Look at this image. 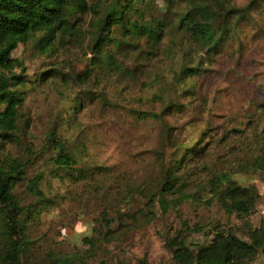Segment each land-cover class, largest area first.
<instances>
[{
	"label": "rangeland",
	"instance_id": "obj_1",
	"mask_svg": "<svg viewBox=\"0 0 264 264\" xmlns=\"http://www.w3.org/2000/svg\"><path fill=\"white\" fill-rule=\"evenodd\" d=\"M214 2L209 0L208 4L215 7ZM251 3L252 0H219L221 7L238 9ZM262 10L252 12V25L244 23L239 30L245 43L243 52L236 49L232 53L228 43L219 61H206L207 71L197 87L198 96L192 102L185 101L182 112L166 115L164 125L151 120L140 122L130 115L161 114L164 103L173 104L178 98L174 73L187 51L179 47L173 54L168 41L151 62L145 63V68L140 67L129 84L119 82L121 78L114 71L95 72L93 87L110 106L90 103L80 114L79 125L73 128L62 118L71 92L82 89L49 81L28 92L18 133L20 143L8 144L5 149L7 156L31 162L26 170L27 179L50 168L49 159L55 153L44 147L53 129L70 147L84 141L88 162L113 168L112 179L104 182L75 186L54 183L55 190L48 194H56L60 201L57 207L43 212L41 224L33 229L34 244L28 264H48L54 257L74 258L75 264H174L165 239L175 236L177 231L183 230L188 241L198 245L208 243L218 229L248 238L251 228L260 227L264 220V7ZM95 19L93 13L88 14L83 37L59 49L56 62L65 72L79 74L88 68L94 56L91 38ZM136 56H128V63ZM12 57L22 60L30 74L45 59L29 44L19 45ZM194 59L197 64L198 59ZM133 61L130 68L136 67ZM9 67L0 71H8ZM210 128H217L218 135L213 133L214 140L211 139L205 156L180 173L186 187L164 196L168 212L164 213L159 198L149 206L142 193L160 189L176 145L194 149L197 137ZM221 178L256 189L259 199L250 217L241 220L229 215L219 204L211 184ZM125 184L137 194L132 204L122 212L117 208L108 210L111 195ZM219 188L223 190L225 186ZM25 190V186L21 187L18 195L28 204L33 198L26 196ZM135 214L137 219L141 218L139 225L133 224L130 217ZM150 218L153 221L146 224ZM122 222L128 225L123 227ZM185 225L189 230H185ZM85 238L92 239L94 247L85 244ZM252 264H264V254H259Z\"/></svg>",
	"mask_w": 264,
	"mask_h": 264
},
{
	"label": "trees",
	"instance_id": "obj_2",
	"mask_svg": "<svg viewBox=\"0 0 264 264\" xmlns=\"http://www.w3.org/2000/svg\"><path fill=\"white\" fill-rule=\"evenodd\" d=\"M161 1L159 4L157 0H0V68L10 66L8 71H0V264H28L34 244L33 229L41 224L43 212L57 207L60 201L56 194H48L55 190V182L75 186L112 179V167L88 162L84 141L70 147L55 129L49 133L44 147L55 153L49 159L50 168L27 179L26 170L31 162L7 156L5 149L8 144L20 143V121L29 91H35L49 81L82 89L78 93L71 92L73 95L65 118H62L73 128L79 125L80 114L90 103L110 106L104 95L93 87L95 72L114 71L121 78L119 82L129 84L140 67L145 68V63L151 62L168 41L173 54L179 47L187 51L174 73L178 98L172 101L173 104L164 103L161 114L130 113V117L140 122L151 120L164 125L166 115L182 112L186 108L184 102H192L198 96L197 87L201 86L200 79L207 71L204 68L206 61H219L225 51L224 45L228 43L232 53L236 49L243 52L245 43L239 37V30L244 23L252 25V12L262 13L264 7V0H252L253 3L241 9L221 7L219 0H214L215 7L208 4L209 0ZM90 13L97 19L96 23V19L93 21L94 36L91 38L94 56L84 72H65L56 62L59 49L83 37L84 19ZM28 44L38 56L45 57L33 74L22 60L12 57L19 45ZM132 54H137L135 68L129 67L133 60L128 63V56ZM18 70L20 73L16 74L14 71ZM216 129L202 132L194 149H185V144L176 145L175 158L164 171L160 189L142 193L149 206L157 198L164 204L166 194H176L186 187L180 173L190 163L205 156L209 143L214 140L213 133L218 135ZM222 185L225 186L223 190L219 188ZM24 186L25 195L33 198L28 204L18 195V190ZM211 186L214 197L229 215L241 220L251 216L259 199L256 189L222 178L212 182ZM115 193L111 195L107 209L117 208L119 212L126 210L137 195L127 184ZM163 209L166 214L169 208L164 204ZM136 216L130 217L133 224L139 225L141 218ZM152 221L150 218L146 224ZM127 225L122 222L123 227ZM185 230H189V226L185 225ZM183 234V230L177 231L175 236L165 239L174 264H252L259 254H264V220L259 228L249 230L248 238L218 229L213 231V238L208 243L194 245ZM84 243L94 247L90 238H85ZM75 262L70 257H54L48 264Z\"/></svg>",
	"mask_w": 264,
	"mask_h": 264
}]
</instances>
